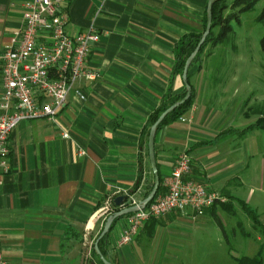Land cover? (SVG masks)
<instances>
[{"label":"crops","instance_id":"crops-1","mask_svg":"<svg viewBox=\"0 0 264 264\" xmlns=\"http://www.w3.org/2000/svg\"><path fill=\"white\" fill-rule=\"evenodd\" d=\"M26 1L0 0V43L20 28ZM208 3L65 0L71 34L91 27L99 33L86 61L98 76L76 83L56 121L23 120L11 134L10 171L0 174L5 264H99L93 253L85 259L88 240L94 241L93 250L101 211L115 197H146L155 177L145 127L169 91H183V78L174 71L176 46L183 36L204 31ZM199 65L190 71L194 104L157 131L158 169L164 184L178 153L188 152L190 177L230 197L236 210L238 200H244L240 191L252 156L249 150L242 154L237 138L251 130L241 134L243 128L228 124V87L215 94V85L204 80L208 71ZM1 73L0 68V96ZM205 209L151 218L121 244L128 227V215H123L111 227L106 257L113 264H188L186 248L191 247L181 242L182 229L208 231L210 216L220 212V205Z\"/></svg>","mask_w":264,"mask_h":264},{"label":"built area","instance_id":"built-area-1","mask_svg":"<svg viewBox=\"0 0 264 264\" xmlns=\"http://www.w3.org/2000/svg\"><path fill=\"white\" fill-rule=\"evenodd\" d=\"M65 0H28L22 24L7 43H0L3 93L0 96V174L10 171V137L23 120L56 121L68 104L70 92L81 79L98 76L86 66L99 33L93 27L77 34L68 29ZM68 137V132H63ZM192 157L178 153L172 172L164 180V191L146 207L130 195L122 207L137 205L128 215L121 239L128 243L151 218L172 211H200L226 201L202 181L190 177ZM2 181L0 180V183ZM6 260L0 246V264Z\"/></svg>","mask_w":264,"mask_h":264},{"label":"rangeland","instance_id":"rangeland-1","mask_svg":"<svg viewBox=\"0 0 264 264\" xmlns=\"http://www.w3.org/2000/svg\"><path fill=\"white\" fill-rule=\"evenodd\" d=\"M254 1H256L254 8L243 12L241 10L243 6H233V0H228L229 6L224 11L227 20L214 29V35L216 37L229 25L232 26V30L219 42H209L201 54V67L209 73L204 80L215 85L213 89L218 95L222 94L221 86L228 87L229 98L224 101V106L230 111L227 122L241 129L264 115V50L260 43L264 36V19H259L264 0H252V3ZM197 66V63L190 66L189 72L194 71ZM237 142L241 144L242 154L248 150L252 153L249 168L244 172L247 184L241 189L240 196L256 209L260 221L264 224V131L251 130L243 139L237 138ZM153 183L154 180L151 181L149 188ZM223 196L226 201L217 203L220 205L217 216L228 236H225L214 215L210 216L207 225L209 229L206 232L199 230L202 228L193 231L186 223L190 228L185 226V229H182L185 235H182L184 237H181L183 239L181 242L191 249L186 248V254L189 253L190 259H185V263L235 264L234 257L254 256L260 250H263L264 259V249L261 247L264 246L263 234L253 226L251 218L240 205L236 210L232 209V199ZM116 210L117 207L109 202L104 211H101L100 231L106 219ZM205 210L193 212L202 213ZM186 219L192 222L191 218ZM188 233L191 234L190 237L187 236ZM88 241L89 250L85 252V259H91L92 255L94 241L91 238Z\"/></svg>","mask_w":264,"mask_h":264},{"label":"trees","instance_id":"trees-1","mask_svg":"<svg viewBox=\"0 0 264 264\" xmlns=\"http://www.w3.org/2000/svg\"><path fill=\"white\" fill-rule=\"evenodd\" d=\"M255 3H256V1H254L252 3V0H233L232 5L233 6H243V7H241V10L243 12H246V11H249V10L253 9L254 6H255ZM228 6H229L228 0H214L213 7H212L213 22H212L211 32L207 36L205 41L201 44L200 49H199L198 53L195 55V57L193 58L190 66H192L195 63H197L198 65L200 64V62L202 60L201 59V54L203 53L206 45L209 42H214V43L215 42H219L222 39L223 36H225L228 32H230L232 30V26L229 25L226 29H222L216 37L214 35V29L217 26L223 24L227 20V17L224 16V11L228 8ZM259 19L260 20L264 19V7H263V11H262L261 15L259 16ZM207 21H208V14L206 13L205 22H204V31L206 29ZM204 31L202 33L187 34V35L183 36L180 39V41L178 42V44L176 46V62H175V66H174V71L179 73L181 76L183 75V70L185 68V65H186V62H187L188 58L192 55V53L198 47V45H199V43H200V41L202 39ZM260 43H261L262 49L264 50V36L261 38V42ZM199 67H200V65H199ZM188 79H189V83L191 84L190 72L188 73ZM191 86H192V84H191ZM186 93H187L186 87H184L183 91L180 94L172 95L171 91H169L164 96L161 104L151 114V116H150V118H149V120H148V122L146 124L145 134L147 135V137L149 136V132H150L151 126L157 121L159 116L167 108H169L171 105H173L174 103L180 101L186 95ZM194 98H195V92H194V89L192 87V94H191L190 98L188 100H186L183 104H181L177 108H175L173 111H171L163 119V121L159 124L158 130L161 127H163L164 125L171 124V123L175 122L182 115H184L192 107V105L194 104ZM252 129H262V130H264V115H261L253 124L248 125L247 127L243 128L240 131V133L241 134H245L246 132H248L249 130H252ZM157 166H158V163H157ZM159 175H160V186H159V189H158V192H157L155 198L159 194H161L163 192V189H164L163 188V179L161 177L160 172H159ZM153 185H154V183L152 184V187L148 189V191L146 193V196L152 190ZM238 201H239V204H240L242 210L251 218V220L253 222V226L256 229H258L264 236V224L260 221L256 209L251 207L245 200L239 199ZM129 214H127V215H129ZM214 216H215L220 228L223 230L225 236L227 237L228 235L226 233V229H225L223 223L219 220V218H218L216 213H214ZM102 229H101V231H102ZM101 231H100V233H101ZM100 233L98 234L96 240L99 238ZM108 235H109V233L104 235L103 237H101L99 239V243H98L99 248H100L102 254L105 257L107 255L106 248H105V242H106V240L108 238ZM261 247H262V249H264L263 245ZM262 252H263V250H260L254 256L243 255V256H240V257H234L235 258V262H236L235 264H264V259L262 257ZM92 253L96 257V259H97L99 264H104V262L102 261V259L98 255V253L95 251V248L92 250Z\"/></svg>","mask_w":264,"mask_h":264},{"label":"water","instance_id":"water-1","mask_svg":"<svg viewBox=\"0 0 264 264\" xmlns=\"http://www.w3.org/2000/svg\"><path fill=\"white\" fill-rule=\"evenodd\" d=\"M213 3L214 0H209L208 3V21H207V25H206V29L203 33L202 39L198 45V47L196 48V50L192 53V55L188 58L185 68L183 70V82L184 85L186 87V95L178 102L174 103L173 105H171L169 108H167L157 119V121L151 126L150 132H149V136H148V149H149V157H150V162H151V166L153 169V173H154V185L152 190L150 191V193L143 199L140 201V205L141 207H146L151 201L154 200L159 186H160V175H159V169L157 166V161H156V153H155V138H156V134H157V130H158V126L159 124L163 121V119L171 112L173 111L175 108H177L179 105L183 104L186 100H188L192 94V86L189 83V79H188V73H189V67L190 64L193 60V58L195 57V55L198 53L201 44L205 41V39L207 38V36L210 34L211 32V28H212V22H213V15H212V7H213ZM127 196L126 195H119L117 197H115V199L113 200V204L115 207L118 208V210L114 211L107 219L106 222L103 226V229L99 235V238L96 240L95 242V251L98 253V255L100 256V258L102 259V261L104 262V264H113L111 261H109L101 252L100 248H99V239L101 237H103L104 235L108 234L111 230V227L113 225V223L115 222L116 219H118L119 217L135 212L137 211L139 208L137 205H131L128 207H122V205L124 204V202L126 201Z\"/></svg>","mask_w":264,"mask_h":264}]
</instances>
